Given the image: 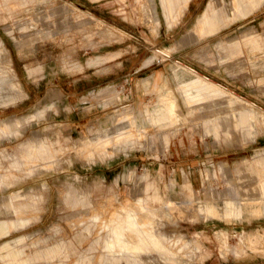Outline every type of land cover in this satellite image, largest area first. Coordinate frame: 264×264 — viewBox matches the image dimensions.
I'll return each mask as SVG.
<instances>
[{
  "label": "rangeland",
  "instance_id": "obj_1",
  "mask_svg": "<svg viewBox=\"0 0 264 264\" xmlns=\"http://www.w3.org/2000/svg\"><path fill=\"white\" fill-rule=\"evenodd\" d=\"M0 221V264H264V0H0Z\"/></svg>",
  "mask_w": 264,
  "mask_h": 264
},
{
  "label": "crops",
  "instance_id": "obj_2",
  "mask_svg": "<svg viewBox=\"0 0 264 264\" xmlns=\"http://www.w3.org/2000/svg\"><path fill=\"white\" fill-rule=\"evenodd\" d=\"M186 6H187V3H186ZM25 148L31 149V146L28 144V145H26ZM39 150H40V149H39ZM147 188H148V187H147ZM13 209H14V212H18V209H17V208H14V207H13ZM0 223H5V224L8 226V234H7L6 236L9 235V233H10V228H14L15 225H16L15 222L8 223V222H6V221H0ZM6 236H4V237H6ZM4 237H0V239H1V238H4ZM21 241H22V239H18V240L15 241V243H20ZM9 248H12L10 242H5L3 249L8 250ZM12 250H13V249H12ZM12 254H17V256H18L17 258H20V257L22 256V251H21V250H18V249H15V250L12 251ZM12 254L7 255V257L10 256V257L12 258ZM5 257H6V256H5ZM17 258H16V259H17ZM12 259H13V258H12Z\"/></svg>",
  "mask_w": 264,
  "mask_h": 264
},
{
  "label": "bare ground",
  "instance_id": "obj_3",
  "mask_svg": "<svg viewBox=\"0 0 264 264\" xmlns=\"http://www.w3.org/2000/svg\"><path fill=\"white\" fill-rule=\"evenodd\" d=\"M185 5H186V3H185ZM184 69V68H183ZM189 73H192V72H190L189 70H187ZM205 81V80H204ZM206 83H208L209 85H211V86H213V87H216L217 88V86H215L214 84H212V83H209V81L207 82V81H205ZM12 88L14 89V87L12 86ZM221 89V88H220ZM212 94V93H211ZM227 95H229V94H227ZM232 96V95H231ZM233 97V96H232ZM235 100H236V98H235ZM243 102V101H242ZM174 108V107H173ZM174 257L175 256H173L172 258L174 259ZM174 260H176V259H174Z\"/></svg>",
  "mask_w": 264,
  "mask_h": 264
}]
</instances>
